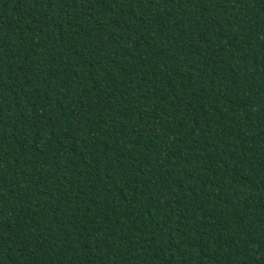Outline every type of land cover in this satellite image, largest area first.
<instances>
[{
  "label": "trees",
  "instance_id": "1",
  "mask_svg": "<svg viewBox=\"0 0 264 264\" xmlns=\"http://www.w3.org/2000/svg\"><path fill=\"white\" fill-rule=\"evenodd\" d=\"M0 264H264V0H0Z\"/></svg>",
  "mask_w": 264,
  "mask_h": 264
}]
</instances>
